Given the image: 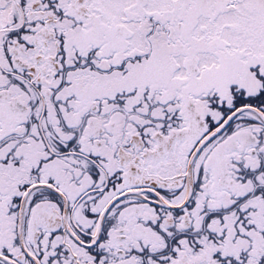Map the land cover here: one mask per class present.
<instances>
[{"label":"snow or ice","instance_id":"snow-or-ice-1","mask_svg":"<svg viewBox=\"0 0 264 264\" xmlns=\"http://www.w3.org/2000/svg\"><path fill=\"white\" fill-rule=\"evenodd\" d=\"M0 264H264V0H0Z\"/></svg>","mask_w":264,"mask_h":264}]
</instances>
